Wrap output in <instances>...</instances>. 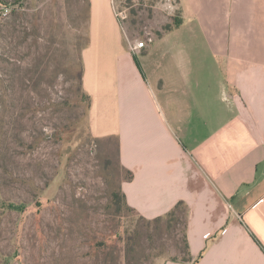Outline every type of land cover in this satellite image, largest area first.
<instances>
[{"label":"crops","instance_id":"obj_1","mask_svg":"<svg viewBox=\"0 0 264 264\" xmlns=\"http://www.w3.org/2000/svg\"><path fill=\"white\" fill-rule=\"evenodd\" d=\"M86 2L92 134L117 139L129 206H188L192 261L163 264H264V0H178L161 35H130L116 0Z\"/></svg>","mask_w":264,"mask_h":264},{"label":"rangeland","instance_id":"obj_2","mask_svg":"<svg viewBox=\"0 0 264 264\" xmlns=\"http://www.w3.org/2000/svg\"><path fill=\"white\" fill-rule=\"evenodd\" d=\"M0 264H163L184 224L113 206L124 177L115 137L90 129L83 89L86 0H0ZM133 32L180 18L178 0H116ZM139 38V37H138ZM42 199L38 212L34 205ZM2 202L26 204L24 212Z\"/></svg>","mask_w":264,"mask_h":264},{"label":"trees","instance_id":"obj_3","mask_svg":"<svg viewBox=\"0 0 264 264\" xmlns=\"http://www.w3.org/2000/svg\"><path fill=\"white\" fill-rule=\"evenodd\" d=\"M9 2H3L2 4L6 5ZM181 23V18L176 19L174 24H168L163 26L162 30H158L156 31L157 35H161L164 32L170 31L172 30L174 27L178 26ZM89 100H90V96L87 94ZM118 145V143H117ZM120 165V164H119ZM120 168L122 170V172L124 173V177L121 180L120 184H119V190L113 192V206L116 208V211L119 213L121 211V205H124L126 208L137 212L134 208H132L131 206H129L127 204V200L125 197V194L122 191L121 188V183L123 180H128L131 179L133 176V173L130 170H127L126 168H124L122 165H120ZM44 202L42 199H37L35 202V209L40 212L42 210V208L44 207ZM2 205L5 208H9V209H13V210H19L20 212H24L27 209V205L26 204H15V203H10V202H2ZM139 215V218L147 221L148 223H159L161 221H166L168 223V225L170 226H176L180 223L184 224V233H183V245L182 247H180V250L183 252V256L181 257V260L184 261H192V256L190 254V246H189V242H188V238H187V219H188V206L184 201H179L174 207L173 209L167 213L166 215L163 216H158L155 217L153 219H148L146 217H144L143 215H141L139 212H137ZM253 238L257 241V243L261 246V248L264 250V246L261 243V241L254 235L252 234ZM172 260H178L176 258H173Z\"/></svg>","mask_w":264,"mask_h":264},{"label":"built area","instance_id":"obj_4","mask_svg":"<svg viewBox=\"0 0 264 264\" xmlns=\"http://www.w3.org/2000/svg\"><path fill=\"white\" fill-rule=\"evenodd\" d=\"M11 9L12 8L9 4H6V5L0 4V14L1 15H4V16L8 15L11 12ZM116 14H117V17L121 21H123L127 17V14H125L124 11H120L119 9H116ZM144 45H145V41L143 40L137 43V46H144Z\"/></svg>","mask_w":264,"mask_h":264}]
</instances>
